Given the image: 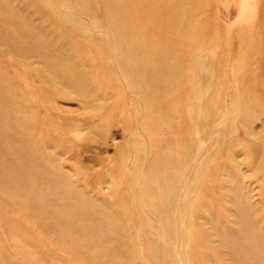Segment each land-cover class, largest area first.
<instances>
[{"label": "rangeland", "instance_id": "rangeland-1", "mask_svg": "<svg viewBox=\"0 0 264 264\" xmlns=\"http://www.w3.org/2000/svg\"><path fill=\"white\" fill-rule=\"evenodd\" d=\"M0 264H264V0H0Z\"/></svg>", "mask_w": 264, "mask_h": 264}]
</instances>
